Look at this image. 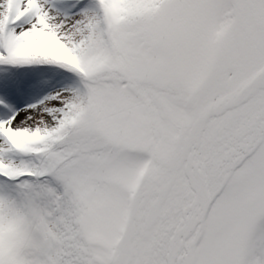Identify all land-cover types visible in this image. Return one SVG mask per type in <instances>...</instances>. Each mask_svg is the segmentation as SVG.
<instances>
[{
    "label": "snow or ice",
    "instance_id": "6c2138e0",
    "mask_svg": "<svg viewBox=\"0 0 264 264\" xmlns=\"http://www.w3.org/2000/svg\"><path fill=\"white\" fill-rule=\"evenodd\" d=\"M0 264H264V0H0Z\"/></svg>",
    "mask_w": 264,
    "mask_h": 264
}]
</instances>
